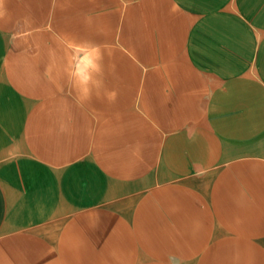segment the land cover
I'll return each instance as SVG.
<instances>
[{"label":"crops","instance_id":"0c3cea01","mask_svg":"<svg viewBox=\"0 0 264 264\" xmlns=\"http://www.w3.org/2000/svg\"><path fill=\"white\" fill-rule=\"evenodd\" d=\"M0 264H264V0H0Z\"/></svg>","mask_w":264,"mask_h":264}]
</instances>
